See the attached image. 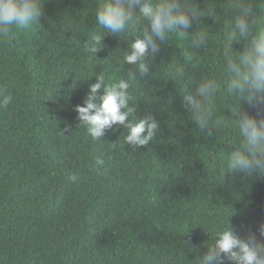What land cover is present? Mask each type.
Returning <instances> with one entry per match:
<instances>
[{"label":"trees","instance_id":"obj_1","mask_svg":"<svg viewBox=\"0 0 264 264\" xmlns=\"http://www.w3.org/2000/svg\"><path fill=\"white\" fill-rule=\"evenodd\" d=\"M103 2L44 0L39 24L0 38V100L11 97L0 103V264H192L211 242L206 229L228 220L242 238L264 239V176L221 173L230 123L200 128L183 106L190 82L177 77L182 68L197 80L218 70L223 21L236 15L231 0H190L201 11L215 5L219 22L193 21L188 41L160 44L149 74L137 73L135 115L154 116L159 129L136 152L121 126L93 141L74 111L102 71L98 63L128 50L111 34L95 55L86 45ZM256 2L264 22V0ZM201 27L215 36L194 49ZM244 43L233 42L234 51L243 53ZM112 78L127 77L114 70ZM226 102L225 94L219 103ZM240 111L264 118V104L241 101ZM219 112L239 118L227 104Z\"/></svg>","mask_w":264,"mask_h":264},{"label":"clouds","instance_id":"obj_2","mask_svg":"<svg viewBox=\"0 0 264 264\" xmlns=\"http://www.w3.org/2000/svg\"><path fill=\"white\" fill-rule=\"evenodd\" d=\"M258 5L256 0H231L226 5L236 15L223 21L217 71L197 80L182 68L177 76L190 82L184 87L183 106L200 128L210 126L218 130L224 122L230 123L233 138L228 142L227 163L221 167L222 174L264 176V118L257 120L240 111L241 101L250 105L264 104V22L257 20ZM95 13L97 27L86 42L90 51L95 55L102 50L103 47L97 46H103L105 34L119 35L128 41V50H119L114 62L106 59L98 63L103 69L95 75L96 82L90 85L83 104L77 105L74 111L79 126L86 127L93 141L101 142L114 125L121 126L126 133L125 145L136 152L147 146L159 129L154 116L139 118L135 115L136 96L132 89L137 83V73L140 77L149 74V57L159 54L160 44L174 36L188 41V29L193 21L214 16L219 22L220 17L216 16L215 5L201 11L190 0H104ZM43 14L44 0H0V38L6 39L14 28L25 29L39 24ZM213 36L210 30L201 27L191 36V47L204 49ZM233 42H245L244 52L234 51ZM124 64L132 66L126 74L122 73ZM114 70L127 78L113 81ZM193 84L196 87L189 91ZM225 94L227 102L219 103ZM10 101V96L3 95L0 103L7 105ZM222 104H227L239 118L225 120L219 112ZM217 114L222 118L214 119ZM61 132H70V127L66 126ZM98 163L103 161L98 160ZM206 231L211 242L206 245L207 251L198 255L192 264H264V239H257L255 235L242 238L229 220L220 228ZM260 236L264 237V226H261Z\"/></svg>","mask_w":264,"mask_h":264}]
</instances>
